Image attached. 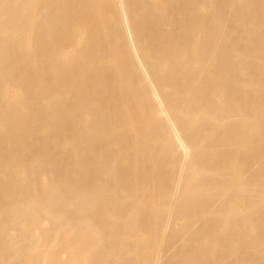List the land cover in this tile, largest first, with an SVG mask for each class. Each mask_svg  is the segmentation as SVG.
<instances>
[{
  "label": "bare ground",
  "instance_id": "bare-ground-1",
  "mask_svg": "<svg viewBox=\"0 0 264 264\" xmlns=\"http://www.w3.org/2000/svg\"><path fill=\"white\" fill-rule=\"evenodd\" d=\"M0 264H264V0H0Z\"/></svg>",
  "mask_w": 264,
  "mask_h": 264
}]
</instances>
